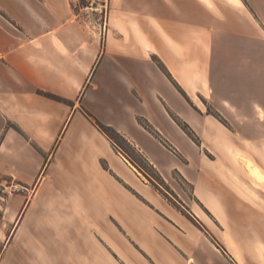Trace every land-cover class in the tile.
<instances>
[{
	"label": "crops",
	"instance_id": "1",
	"mask_svg": "<svg viewBox=\"0 0 264 264\" xmlns=\"http://www.w3.org/2000/svg\"><path fill=\"white\" fill-rule=\"evenodd\" d=\"M219 10L108 0L103 24L69 0H0V189L23 187L0 195V264H264V189L236 144L264 107L251 101L264 38L235 34ZM85 112L201 212L170 205ZM47 188L78 210L41 211Z\"/></svg>",
	"mask_w": 264,
	"mask_h": 264
},
{
	"label": "rangeland",
	"instance_id": "2",
	"mask_svg": "<svg viewBox=\"0 0 264 264\" xmlns=\"http://www.w3.org/2000/svg\"><path fill=\"white\" fill-rule=\"evenodd\" d=\"M214 2H217L218 5L220 6V10L218 12L219 19L227 21V25L230 27L231 30L235 31V34H237L238 31L244 29L247 33L249 32V34L252 37L258 36V37L264 38V0H242L243 8L241 11L235 8L234 6H232L231 4H229L225 0H214ZM93 16L95 18L98 17L97 14H93ZM221 27L222 26H220V29ZM259 53L260 54L263 53V50L259 51ZM251 74H252V79L256 78L252 80V91H251L252 104L253 103L257 105L260 104L262 106L264 105V68L261 73H259L257 70L252 69ZM253 82L257 83L256 86L253 85ZM254 87H255V90H253ZM251 112L252 113H251L250 124L246 125V135L250 137V140H245L243 139V135L238 134L236 136V144H239L240 148H244V151L246 153V155L240 156L242 164L244 160H250L260 168V170L262 171L264 175V107L263 108L261 107L260 109L258 106H256L255 108H252ZM119 142L122 145L123 150L127 151L131 156H133L144 167L145 171L147 172L149 176L146 175L142 170L138 169L130 161V159L124 154V156L129 160V162H131V164H133L137 168V170L140 172V174L138 175L141 176L142 174L143 176L142 179H144L145 182H147V184H149L152 189H156L155 186H157L160 190H157V189L156 190L160 194L161 192L164 194V195L162 194L161 195L164 197V199H166V201L170 205H172L178 211L186 214L190 218H192L190 213L194 214L192 210H195L196 212H201V210L199 209V207L196 205L194 201H190L189 199H187V197H185L186 196L185 193L187 195L191 194V188L189 185L184 183L177 174L172 173L171 179L174 182V184L177 182L181 186V188L184 191L181 194V196L186 198V201L190 206H187V204H185V202L182 201V199L176 194V192H174L170 188V186L166 182H165L166 184L162 185V183H160L159 176L157 175V173L152 168L146 166L141 161V159L135 153L132 152L133 150H131L130 147L126 143H124L121 140ZM115 148L121 151L120 148L116 146ZM121 152L124 153L123 151ZM237 158L238 157H236V161H237ZM243 170H244L243 172L245 173L246 177L249 179V181L252 184L264 189V184L259 182L256 178L252 177L246 171L244 165H243ZM63 190L64 189H59L60 192H57L56 189H51V188L45 189L42 195V202L40 203L41 211L55 212L57 210H61V211L78 210L76 206L74 209L73 205H70L65 201L66 198L64 196ZM181 191L182 190H180V192ZM55 192L59 193L60 196L56 197ZM8 196H11V194ZM28 222L30 223V226H31V220ZM45 222L48 225L49 223H51V221L49 220H46ZM72 224H73V221L70 220V228H72ZM212 227L214 226L212 225ZM224 237L228 245L231 246V242L226 233L224 234ZM258 255H259V251L257 252L256 256ZM238 258L240 257L238 256Z\"/></svg>",
	"mask_w": 264,
	"mask_h": 264
},
{
	"label": "trees",
	"instance_id": "3",
	"mask_svg": "<svg viewBox=\"0 0 264 264\" xmlns=\"http://www.w3.org/2000/svg\"><path fill=\"white\" fill-rule=\"evenodd\" d=\"M47 96L55 99V100H59L61 101L62 99L58 96L52 95L47 93ZM208 112L210 114H212L213 116H215L216 118H218L220 121L223 122L222 117L220 116V114L216 111H212L211 109L208 108ZM86 116L96 125V127L103 133L106 135V137L114 144V146L118 147L121 149V151L124 152V154L130 159V161L140 170H142L146 175L147 172L145 171L144 167L133 157L131 156L127 151L123 150L122 145L120 144V140L123 141L124 143H126L131 150H133L132 152L135 153L140 159L141 161L148 167L152 168V166H150V164L142 157L141 154H139L133 147L130 146V144L127 143V141L122 137V135L112 126L110 125H106L101 123L98 119H96L94 116H92L90 113L85 112ZM177 123L180 125V127L189 135H191L190 129L188 128V126L184 123H182L181 121L177 120ZM154 170V169H153ZM155 171V170H154ZM156 172V171H155ZM157 173V172H156ZM157 175L159 176V180L160 183H162V185L166 184L165 181L160 177V175L157 173ZM149 176V175H148ZM155 186V185H154ZM157 190H160L157 186H155ZM161 192V191H160ZM162 195H164L161 192ZM191 197V195H189ZM176 198V197H175ZM192 198V197H191Z\"/></svg>",
	"mask_w": 264,
	"mask_h": 264
},
{
	"label": "built area",
	"instance_id": "4",
	"mask_svg": "<svg viewBox=\"0 0 264 264\" xmlns=\"http://www.w3.org/2000/svg\"><path fill=\"white\" fill-rule=\"evenodd\" d=\"M107 1L108 0H69L75 16H90L97 14L99 19L106 23L107 19ZM18 185L12 184L10 187H2L0 189V195H12L15 191L23 189V187H17Z\"/></svg>",
	"mask_w": 264,
	"mask_h": 264
},
{
	"label": "bare ground",
	"instance_id": "5",
	"mask_svg": "<svg viewBox=\"0 0 264 264\" xmlns=\"http://www.w3.org/2000/svg\"><path fill=\"white\" fill-rule=\"evenodd\" d=\"M243 165H244L246 171L252 177L256 178L259 182L264 184V175H263L262 171L260 170V168L256 164H254L250 160H244ZM235 255L238 258L237 254H235ZM238 260H240V258H238Z\"/></svg>",
	"mask_w": 264,
	"mask_h": 264
}]
</instances>
